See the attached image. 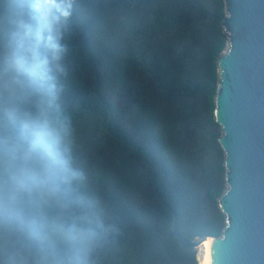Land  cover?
Wrapping results in <instances>:
<instances>
[{
	"label": "trees",
	"instance_id": "trees-1",
	"mask_svg": "<svg viewBox=\"0 0 264 264\" xmlns=\"http://www.w3.org/2000/svg\"><path fill=\"white\" fill-rule=\"evenodd\" d=\"M57 102L71 131L87 115L101 122L93 161H72L80 174L61 196L100 233L90 249L51 243L31 214L0 200V264H201L178 237L212 234L195 225L196 195L168 136L175 106L196 93L195 78L211 50L200 37L215 16L202 0H160L153 18L102 41L96 26L135 0H72ZM22 0H0V47L8 44ZM167 115L163 122L150 117Z\"/></svg>",
	"mask_w": 264,
	"mask_h": 264
},
{
	"label": "clouds",
	"instance_id": "clouds-1",
	"mask_svg": "<svg viewBox=\"0 0 264 264\" xmlns=\"http://www.w3.org/2000/svg\"><path fill=\"white\" fill-rule=\"evenodd\" d=\"M72 0H22L0 47V200L32 215L51 243L92 248L100 233L61 196L79 177L57 102Z\"/></svg>",
	"mask_w": 264,
	"mask_h": 264
},
{
	"label": "water",
	"instance_id": "water-1",
	"mask_svg": "<svg viewBox=\"0 0 264 264\" xmlns=\"http://www.w3.org/2000/svg\"><path fill=\"white\" fill-rule=\"evenodd\" d=\"M228 46L218 58L214 113L221 126L225 226L191 240L176 221L172 234L189 253L211 238L208 264H264V0H225Z\"/></svg>",
	"mask_w": 264,
	"mask_h": 264
},
{
	"label": "rangeland",
	"instance_id": "rangeland-1",
	"mask_svg": "<svg viewBox=\"0 0 264 264\" xmlns=\"http://www.w3.org/2000/svg\"><path fill=\"white\" fill-rule=\"evenodd\" d=\"M127 8H115L106 19L100 21L95 31L105 42L123 34L132 24L141 26L153 18L154 8L160 0H135ZM212 6L215 16L200 31V37L211 50L198 72L196 93H189L177 102L168 127V136L178 155L184 162V170L196 195L197 212L195 225L217 235L225 226V217L219 204V197L226 191V168L224 148L219 137L221 126L214 113L215 88L218 82V58L228 46V34L223 27L227 15L225 0H202ZM163 122L168 116L156 112L150 117ZM101 122L96 114L87 115L83 125L71 131L72 161L90 160L102 150L97 136ZM202 235V234H201ZM199 258L203 255L201 245L195 249ZM201 252V253H200Z\"/></svg>",
	"mask_w": 264,
	"mask_h": 264
},
{
	"label": "bare ground",
	"instance_id": "bare-ground-1",
	"mask_svg": "<svg viewBox=\"0 0 264 264\" xmlns=\"http://www.w3.org/2000/svg\"><path fill=\"white\" fill-rule=\"evenodd\" d=\"M210 244H212V239L211 238H208V239L204 240V242L201 244V249L203 250V252H202L203 255L200 256L201 257V260H200L201 264H208L209 252H210Z\"/></svg>",
	"mask_w": 264,
	"mask_h": 264
}]
</instances>
